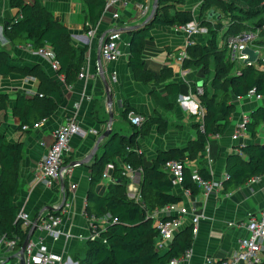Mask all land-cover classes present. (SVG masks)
<instances>
[{
  "label": "trees",
  "instance_id": "16d2710c",
  "mask_svg": "<svg viewBox=\"0 0 264 264\" xmlns=\"http://www.w3.org/2000/svg\"><path fill=\"white\" fill-rule=\"evenodd\" d=\"M87 6V16L92 24H97L102 17L105 6L104 0H83ZM173 0H159V7L153 22L140 30H134L130 36L129 66L134 70L137 80L147 82H161L172 77L171 68H164L160 72H153L145 67L144 40L149 30L155 24L176 26L191 22L195 19L192 11L180 10ZM205 0L202 9L205 12L199 16L200 23L207 28L209 40L206 45L196 43L188 48V57L183 67L194 65L203 66L205 71L213 66V77L209 82L204 81V93L201 95L206 108L204 118L205 132H201L197 139L188 143L186 148L159 149L151 166L144 165L142 154L138 151V139L149 133L154 124L161 130L163 124L158 116L145 115V121L140 125L131 122L133 134L118 140V134L112 133L108 139L100 144L104 152L91 165L90 181L86 193L85 212L89 220L92 216L97 219L109 218L110 222L103 228L96 223V239L86 241L87 249L79 258V264H170V259L181 255L192 246V226L182 229L169 249L158 251L155 242L159 230L152 212L161 207L181 201V196L174 194V186L163 169L165 163L171 159H179L186 152L194 157L206 148L209 135L225 133L231 124V115L235 110L234 99L245 96L249 90L255 89L264 97V71L255 66L242 67L240 74H236V65L227 57L226 46L219 45V40H225L245 31H252L264 24V18L251 21L256 14L264 15V0ZM168 2V3H166ZM176 2V0H174ZM12 8L18 9L15 16L4 20L6 36L13 45H24L31 41L33 49L50 44L60 62L58 73H63L67 80L77 79L82 71L87 49H75L71 43V31L50 12L42 0H10ZM246 7H244V5ZM219 10H218V9ZM213 10L214 16H209ZM224 18L228 20L225 23ZM218 35L219 38H218ZM264 30L261 39L255 45L264 47ZM20 73L33 76L39 80V92L34 97L18 94L14 113L20 118L21 125L33 124L42 118L51 117L57 107L65 99L64 90L36 61L16 57L5 47L0 45V75ZM210 83L212 91L207 89ZM172 92H179L178 82L169 83ZM157 102L161 106H169L165 95L156 93ZM7 96L0 97V111L6 108ZM131 111H139L129 104H125L123 117L129 119ZM251 121L248 124L250 136L257 138L259 129L264 124V104L250 112ZM164 120V119H163ZM166 122V121H163ZM165 125H167L165 123ZM118 140V142H117ZM241 153H232L227 159V172L230 178L225 181L227 190L244 185L255 176L264 175V143L245 144L240 147ZM24 155V142L10 141L0 132V236L14 239L21 236L13 252L18 251L27 232L22 230V220L18 218V206L15 196L20 186V169ZM114 163L112 172L114 181L109 182L108 190L104 194L97 191L99 184L104 181L102 173L108 163ZM130 164L135 169L142 170L141 202L130 199L127 195V185L130 178L123 174V165ZM199 172L206 178H212L211 173L203 167ZM66 194L68 179L65 182ZM183 188H189L192 193L199 190L191 178V170L186 168L182 182ZM48 214L60 215V209H47ZM34 216V220L39 216ZM264 264V260L260 263Z\"/></svg>",
  "mask_w": 264,
  "mask_h": 264
},
{
  "label": "crops",
  "instance_id": "0c3cea01",
  "mask_svg": "<svg viewBox=\"0 0 264 264\" xmlns=\"http://www.w3.org/2000/svg\"><path fill=\"white\" fill-rule=\"evenodd\" d=\"M104 1L106 2V0ZM201 1H184L187 3L179 4L178 8L192 11L195 19L199 20L197 15L202 5ZM42 2L62 24L70 29L71 45L76 50L87 49L80 72H84L85 77H80L79 74L77 79L67 80L63 73H58L59 69H52L48 61L32 53L29 43L16 46L10 44L9 40L2 35L3 27L0 26V45L10 51L13 56L39 62L62 87L65 94L63 103L57 107L51 117H48V121L43 126L26 131L20 128L21 120L13 109L18 94L27 97H34L38 94L39 80L36 77L24 76L17 72L7 76L0 75V97L7 96L6 108L0 111V132L5 134L10 141L21 140L24 142L20 186L15 201L18 212L24 210L34 217L47 207L59 209L63 204L64 191L56 186H47L41 177L39 168L40 162L53 141L52 131L70 117H75L83 128L98 131L96 135L74 136L65 161V166L71 168L68 178L76 181L78 188L75 191H68L67 188L72 205L68 211L62 214L61 227L63 230H71L74 233L78 232L87 236L90 231V222L85 212V205L91 165L102 156L104 150L99 145L97 154L82 166H72L73 161L82 160L90 155L98 138L108 126L112 128L113 133L119 135V141L125 136L133 134L131 121L123 118L125 104L135 107L144 116H158L160 123L163 124L161 130L157 124H154L146 136L138 139L137 149L142 154L144 165L151 166L153 164V159L159 149L186 148L188 143L197 139L199 135L200 110L205 109L206 114L201 95L197 94V87L205 85L203 82L206 80V71L202 65H194L182 73V68L179 67L174 57L183 49L187 37L176 26L161 24L153 25L144 40V63L147 69L157 73L164 68H171V78L159 83L137 80L134 70L129 66V46L127 54L115 63H108L101 59L102 65L99 68L101 33L116 25L112 21L111 15L102 13L98 23L94 25L83 11V0H42ZM1 9L0 16H3L4 13ZM10 9L5 10L6 18L16 15L18 12L16 8H12L11 11ZM0 19L1 21L5 20ZM145 19L146 16L137 19V16L127 15L120 24L125 26V29L142 24ZM89 24L97 26L98 34L94 37L87 34ZM132 32L125 31V40L129 42V45ZM196 40L198 43L206 45L209 37L207 34H201L196 37ZM219 45L223 46L224 41L221 40ZM257 49L262 54L264 53V47ZM236 67H242V65H236ZM114 73L118 77L116 81L113 79ZM172 81L178 82L179 92H172L169 85ZM206 85L207 89L212 91L210 83ZM107 88L112 94L110 102L106 93ZM156 93L165 95L170 105L164 107L158 104ZM233 99L235 110L231 115L232 122L228 130L219 136L209 135L206 148L193 158H188L189 152H186L182 157L190 167L198 170L200 167L206 168L214 179H220L227 172L229 155L239 153L236 149H240L241 145L264 143V124L259 129L258 137L253 138L249 134L244 144L232 137L241 118L244 115L250 116L253 109L264 104V99L259 101L255 98L239 100L235 97ZM108 137L101 143H104ZM103 180L99 186L105 182L107 191L110 181ZM141 180L142 170H137L134 173V185L141 188ZM173 193L181 196V201L178 203L185 205L189 210L188 215L183 219V229L192 226L193 216H200L199 231L196 234L193 233L192 264H205V259L209 256L215 258L216 261H222L236 249L238 238L247 234L245 228L247 217L250 214L258 216L264 206V175L258 176L254 182H247L231 190H227L224 183L223 189L210 194H205L200 190L188 193L182 186L174 187ZM43 237L44 244L48 245L50 249L66 253L69 259L66 264H75L74 258H77L75 255H83L87 249L85 239L70 243L64 239L54 241L49 236L44 235ZM5 250L6 247L0 250V257L4 255ZM262 256L264 258V252ZM1 264L7 263L2 262Z\"/></svg>",
  "mask_w": 264,
  "mask_h": 264
},
{
  "label": "built area",
  "instance_id": "2783aa9c",
  "mask_svg": "<svg viewBox=\"0 0 264 264\" xmlns=\"http://www.w3.org/2000/svg\"><path fill=\"white\" fill-rule=\"evenodd\" d=\"M153 10V0H106L103 9V15L110 14L112 21L116 23L113 28H107L100 36V55L101 59L108 63H115L120 58L127 54V47L129 42L125 40V29L120 24L124 20V17L129 15L136 17L137 19L146 16V19L150 16ZM150 13V14H149ZM145 19V20H146ZM97 27V26H96ZM89 24L87 34L89 36H96L98 34L97 28ZM177 29L184 33L187 37L184 47L174 58L182 68V73L187 68L183 67L184 60L188 57L187 48L196 44V37L201 34H207V28L203 26L198 19H194L191 22L176 25ZM258 40V34L252 31H245L238 35L228 37L224 45L227 49L228 59L235 63V65L255 66L264 71V53L257 48H262L255 45V41ZM252 47L259 50V62H245L248 55L242 53L246 47ZM32 53L45 59L50 63V66L54 70H58L60 67L59 59L50 44L33 49ZM99 65V64H98ZM242 67L236 69V74H240ZM80 77H85V73H80ZM117 74L114 73L113 79L117 80ZM204 93V87H197V94L202 95ZM237 99L255 98L256 100H263L264 97L258 94L255 89L249 90L245 96H237ZM204 115L205 109L200 110V129L205 132L204 128ZM129 120L140 126L146 119L141 113H135L131 111L128 115ZM48 121V117L42 118L35 122L33 126L24 124L23 130L38 129ZM250 118L248 115H244L235 127L233 132V139L242 141L249 137L248 124ZM98 131L96 129L83 128L75 117H70L57 128L52 131L53 141L49 146L43 160L40 162V172L43 181L49 187L62 188V181L66 182L68 179V191H75L78 188V183L68 178L71 168L65 166L66 155L70 150L71 140L76 135L88 136L90 134L96 135ZM210 136H219L218 133L210 134ZM241 142V143H242ZM243 146V145H241ZM241 153V149H236ZM185 159H171L167 161L163 169L168 173L174 187L182 186L183 179L185 177V170L189 168L191 170V178L197 184L200 191L205 194H210L215 191L224 188V183L230 178L229 172H225L220 179L206 178L197 168L190 167ZM123 174L130 178L127 185V195L130 199L136 202H141L140 188L134 185V173L138 169L133 168L130 164L123 165ZM115 169V164L110 162L103 170L102 177L110 182L114 181L112 172ZM141 171V169H139ZM258 176H255L249 180L254 182ZM91 178H89L90 181ZM188 193L191 192L189 188H184ZM66 192V189H65ZM67 199L64 202L60 215L48 214L47 209L39 211L40 222L37 225L35 233L25 251V258L27 264H66L69 260L65 252H57L44 244V235L51 237L54 241L64 239L70 243H75L80 239H96L97 234L93 233V230L97 229V226L105 227L109 222V218L97 219L92 216L89 220V234L85 236L82 233H74L71 230L62 229V214L71 208V199L66 194ZM189 210L185 205L179 203H170L160 209L152 212V217L156 221V225L159 230L158 238L155 242V248L162 252L171 246L177 234L183 229V219L188 215ZM18 218L22 220V230L29 232L30 228L34 225V217L24 210L18 212ZM192 231L194 234L199 231L200 216L195 215L191 219ZM98 223V225L96 224ZM93 228V230H92ZM245 228L247 230L246 235H242L238 238L236 249L233 253L223 259L222 261H216L212 256L206 257L205 264H260L263 261L262 253L264 252V206L259 211V215L250 214L245 222ZM21 241V236L17 235L14 239H7L4 236H0V250L10 249L13 250L17 243ZM193 248L192 246L186 249L181 255L172 257L170 264H192Z\"/></svg>",
  "mask_w": 264,
  "mask_h": 264
},
{
  "label": "water",
  "instance_id": "95a60500",
  "mask_svg": "<svg viewBox=\"0 0 264 264\" xmlns=\"http://www.w3.org/2000/svg\"><path fill=\"white\" fill-rule=\"evenodd\" d=\"M159 7V0H154L153 2V10L152 13L150 14V16L142 23L136 26H132V27H128L125 28L126 32H132L134 30H140L142 28H144L147 24H150L151 22H153L154 17L156 15L157 9ZM215 12L213 10H211L209 12V16H214ZM214 17H218L214 16ZM243 54L248 55V57L246 58L245 62H256L259 58V50H256L250 46L246 47L243 51ZM98 64H99V68L102 65V60L101 57L98 58ZM106 93L108 94V99L109 102L112 100V94L110 93V89L107 88L106 89ZM112 132V128H110V126L107 127L106 131L104 133H102V135L98 138L97 143L92 151V153H90V155H88L87 157H85L82 160H76L73 161L72 166H82L84 164H87L94 156L95 154H97V150L99 148L100 143L102 142L103 139L107 138L109 135H111ZM65 182L62 181V190L64 191V199H63V204L61 205V207H63L64 202L66 201V192H65ZM47 209H54L53 207H47ZM40 222V217H37L34 221V225L30 228L29 232L27 233V236L25 238V241L23 242L21 248L19 251H17L16 253L13 254V258H16L19 260V264H27L26 263V258H25V251L35 233V230L37 228V225ZM78 264V263H77Z\"/></svg>",
  "mask_w": 264,
  "mask_h": 264
},
{
  "label": "rangeland",
  "instance_id": "374dc122",
  "mask_svg": "<svg viewBox=\"0 0 264 264\" xmlns=\"http://www.w3.org/2000/svg\"><path fill=\"white\" fill-rule=\"evenodd\" d=\"M183 1V2H182ZM182 1H180V0H176V2H174V0L172 1V3L173 4H175L177 7H178V5L179 4H182V5H185L187 2H184V1H188V0H182ZM204 1L205 0H202L201 1V4L203 5L204 4ZM228 1H232V2H238V3H240L238 0H228ZM0 8H2L1 9V11H2V13H4V15L3 16H0V18H2V19H6V17H5V10L6 9H12V7H11V4H10V0H0ZM153 2H154V0H153ZM166 3H168V2H166ZM197 3H198V1H197ZM169 4V3H168ZM202 5H201V7H202ZM244 5V4H243ZM10 7V8H9ZM82 7H83V11L87 14V6H86V4H85V2L83 3V5H82ZM200 7V12H199V14L197 15L198 16V18H199V16L201 15V14H204L205 12L203 11V9ZM244 7H246L245 5H244ZM11 9H10V11H11ZM218 9V8H217ZM219 10V9H218ZM11 13V12H10ZM197 14V13H196ZM15 16V15H14ZM204 16H205V14H204ZM11 17H13V16H11ZM264 18V15H262V14H256V16H254L253 17V19L251 20V21H253L254 23L255 22H257V21H259V18L261 19V18ZM8 18H10V17H8ZM224 21H225V23H228V20H226V18H224ZM0 26L1 27H3L2 28V35L4 36V37H6L7 38V36H6V32H5V30H4V21H1V19H0ZM262 30H264V24H262V25H260V26H258L256 29H254V31L258 34V39H259V41H260V39H261V31ZM219 36L220 35H218V38H219ZM263 38L262 39H264V36H262ZM8 39V38H7ZM9 40V39H8ZM219 41H221V39L219 40ZM9 43L11 44V42H10V40H9ZM29 44H30V47L32 48V45H31V41H29ZM213 66H211L210 68H208V71L206 72V77H205V82H209L211 79H212V77H213ZM204 83V82H203ZM124 118V117H123ZM117 142H118V140H117ZM137 179H138V176L135 178V180L137 181ZM142 181V180H141ZM105 191H106V185H105V182H103L102 184H101V186H99V188H98V192L100 193V194H104L105 193ZM45 209H47V208H45ZM20 250V249H19ZM18 250V251H19ZM17 252V251H16ZM16 252H13L12 250H10V249H6L5 251H4V255L2 256V257H0V264L2 263V262H6L7 264L9 263V264H19V260L18 259H16V258H13V254L14 253H16ZM79 253H80V251H79ZM82 256L81 254H77V255H75L77 258H74V261L76 262L75 264H79V258H80V256Z\"/></svg>",
  "mask_w": 264,
  "mask_h": 264
},
{
  "label": "bare ground",
  "instance_id": "6f19581e",
  "mask_svg": "<svg viewBox=\"0 0 264 264\" xmlns=\"http://www.w3.org/2000/svg\"><path fill=\"white\" fill-rule=\"evenodd\" d=\"M146 26H147V25H146ZM146 26H145V27H146ZM145 27H144V28H145ZM196 41H197V40H196ZM196 43H198V42H196ZM194 45H195V44H194ZM189 47H190V46H189ZM189 47H188V48H189ZM188 48H187V52H188ZM181 51H182V50H181ZM256 62H259V59H258ZM252 63H254V62H252ZM249 118H250V121H251V117H250V116H249Z\"/></svg>",
  "mask_w": 264,
  "mask_h": 264
}]
</instances>
